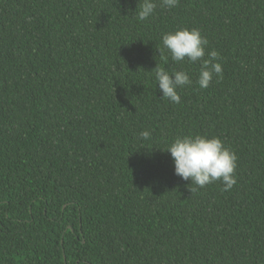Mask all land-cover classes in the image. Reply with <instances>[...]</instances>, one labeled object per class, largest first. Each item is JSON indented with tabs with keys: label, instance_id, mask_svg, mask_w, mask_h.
Segmentation results:
<instances>
[{
	"label": "trees",
	"instance_id": "trees-1",
	"mask_svg": "<svg viewBox=\"0 0 264 264\" xmlns=\"http://www.w3.org/2000/svg\"><path fill=\"white\" fill-rule=\"evenodd\" d=\"M138 3L0 0V264H264V0ZM182 28L220 55L207 89L159 52ZM158 64L189 72L179 104ZM189 134L236 153L230 191L175 175Z\"/></svg>",
	"mask_w": 264,
	"mask_h": 264
},
{
	"label": "clouds",
	"instance_id": "clouds-1",
	"mask_svg": "<svg viewBox=\"0 0 264 264\" xmlns=\"http://www.w3.org/2000/svg\"><path fill=\"white\" fill-rule=\"evenodd\" d=\"M168 9L178 6L179 0H159ZM157 8V0H139L135 11L136 19L146 21L152 17ZM208 40L202 36L199 29L182 28L162 34L163 48L159 49L161 55L164 50L170 54L171 61L175 63H199V73L196 84L201 89H207L214 78H223V67L220 55L216 50L206 51ZM157 86L162 92V99L179 104L181 96L178 89H183L193 83L188 71L169 72L160 64L153 70ZM140 140H149L151 132L142 130ZM175 175L184 181H191V193L214 182L223 184V191H230L236 184L235 170L238 157L236 153L225 147L218 137L189 134L177 136L168 144ZM193 185L195 187H193Z\"/></svg>",
	"mask_w": 264,
	"mask_h": 264
}]
</instances>
